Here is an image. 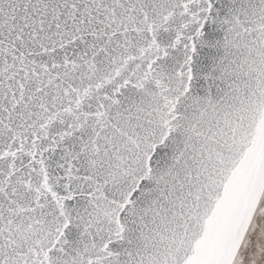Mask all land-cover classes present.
<instances>
[{"label": "snow or ice", "instance_id": "6c2138e0", "mask_svg": "<svg viewBox=\"0 0 264 264\" xmlns=\"http://www.w3.org/2000/svg\"><path fill=\"white\" fill-rule=\"evenodd\" d=\"M0 264H264V0H0Z\"/></svg>", "mask_w": 264, "mask_h": 264}]
</instances>
